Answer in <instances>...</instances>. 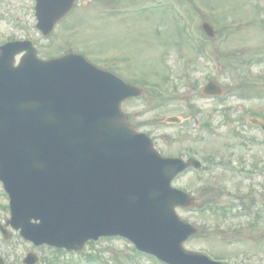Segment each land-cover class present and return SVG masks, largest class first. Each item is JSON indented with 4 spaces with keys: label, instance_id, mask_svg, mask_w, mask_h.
Returning a JSON list of instances; mask_svg holds the SVG:
<instances>
[{
    "label": "rangeland",
    "instance_id": "obj_1",
    "mask_svg": "<svg viewBox=\"0 0 264 264\" xmlns=\"http://www.w3.org/2000/svg\"><path fill=\"white\" fill-rule=\"evenodd\" d=\"M182 2L191 10L199 34L202 20L215 28L216 36L202 43L213 59L217 57L213 63L194 45L198 40L186 38L192 28L185 13L176 14L167 0H79L48 36L34 30V0H0V42L29 35V28L41 58L75 52L123 79L145 82L143 97L122 104L132 124L151 135L163 155L187 157L186 151L192 150L208 164L206 177L199 179L189 170L174 181L201 204L197 210L178 209L200 234L184 246L226 258L229 264H262L264 141L248 119L256 114L264 117V0ZM219 13L227 15L226 33L219 29L225 23L217 19ZM181 55L187 59L180 61ZM209 79L222 85L221 97L201 94ZM156 83L168 94L163 103L153 94ZM168 115L179 116L181 124L166 122ZM195 115L210 124L202 136L194 130ZM203 184L209 186L204 191ZM221 204L225 214L220 213ZM6 206L0 188L1 225L9 216ZM7 228V239L0 233L3 264H23L27 251L39 257L38 264H79V257L85 256L90 264H159L135 253L128 241L118 237L87 242L78 253H64L32 246Z\"/></svg>",
    "mask_w": 264,
    "mask_h": 264
},
{
    "label": "water",
    "instance_id": "obj_2",
    "mask_svg": "<svg viewBox=\"0 0 264 264\" xmlns=\"http://www.w3.org/2000/svg\"><path fill=\"white\" fill-rule=\"evenodd\" d=\"M36 1L45 34L75 2ZM16 44L0 55V179L11 198L9 223L35 244L80 249L89 239L122 235L170 264H218L182 246L197 230L175 207L195 203L170 181L187 164L162 158L119 109L139 89L74 54L39 61L32 50L13 67L22 49ZM208 90L217 93L214 85Z\"/></svg>",
    "mask_w": 264,
    "mask_h": 264
}]
</instances>
